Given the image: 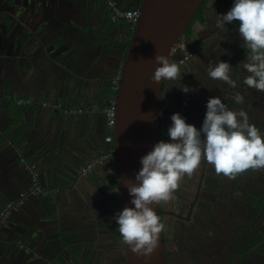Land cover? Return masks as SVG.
Masks as SVG:
<instances>
[{
    "label": "crops",
    "instance_id": "0c3cea01",
    "mask_svg": "<svg viewBox=\"0 0 264 264\" xmlns=\"http://www.w3.org/2000/svg\"><path fill=\"white\" fill-rule=\"evenodd\" d=\"M113 1L122 9L138 8L139 3ZM233 3L206 0L202 27L209 34L200 52L210 45L223 49L209 62L229 63L236 88L210 78L200 54L195 73L188 76L200 79L205 74L218 88L205 91L204 97L193 93L187 105L184 93L169 97L161 115L164 133L174 113L186 123L203 122L199 109L205 117L208 99L219 97L229 110L246 111L264 139V92L243 83L248 73L240 63L248 51L238 33L240 22L215 27L217 15L226 14ZM110 15L105 0H0V207L30 184L22 159L35 163L44 190L28 195L5 223L0 264H123L122 237L113 219L119 213L113 160L107 157L87 175L80 173L85 163L112 152V142L104 139L108 129L102 109L112 78L121 71L132 29L126 19L112 20ZM232 47L236 50L230 56ZM236 91L244 96L243 104L233 99ZM15 97L37 103L16 105ZM42 100L81 107L82 112L64 115L40 107ZM209 174L210 195L204 205L235 211V227L252 239L247 248L264 256V170L249 169L229 179L212 166Z\"/></svg>",
    "mask_w": 264,
    "mask_h": 264
},
{
    "label": "clouds",
    "instance_id": "9594fccd",
    "mask_svg": "<svg viewBox=\"0 0 264 264\" xmlns=\"http://www.w3.org/2000/svg\"><path fill=\"white\" fill-rule=\"evenodd\" d=\"M233 21L240 22L238 33L248 51L246 59L240 63L248 73L243 83L264 92V0H234L226 14L217 15L215 27L220 30ZM170 55L171 52L167 57L155 56L156 64L162 65L152 76L157 84L162 79L175 80L180 75V68L170 61ZM232 69L227 62H209L207 72L210 78L226 82L235 89L236 81L230 76ZM181 90L195 91L187 85ZM233 99L238 104L244 103L239 91ZM206 108L199 130L186 123L179 113H174L167 130L170 142L158 141L152 151L141 157L142 168L135 176L136 183L129 180L124 184L132 197L130 203L135 207H125L113 219L119 226L123 243L145 261L158 248L164 229L154 206L173 198L181 178L185 174L191 176L199 168L202 155L218 175L229 179L249 169L264 168V139L260 130L249 123L247 112L229 110L219 97H210Z\"/></svg>",
    "mask_w": 264,
    "mask_h": 264
},
{
    "label": "water",
    "instance_id": "95a60500",
    "mask_svg": "<svg viewBox=\"0 0 264 264\" xmlns=\"http://www.w3.org/2000/svg\"><path fill=\"white\" fill-rule=\"evenodd\" d=\"M204 0H139V17L128 44L120 71L117 93V119L113 131L112 156L117 180L119 212L130 203L125 183H136L142 168L140 159L153 150L160 134L163 79L152 80L157 67L156 54L170 61L174 49L182 43V34ZM159 215L166 212L154 206ZM123 242V241H122ZM123 264H167L163 232L159 246L150 259L137 257L123 243Z\"/></svg>",
    "mask_w": 264,
    "mask_h": 264
},
{
    "label": "flooded vegetation",
    "instance_id": "af4514ba",
    "mask_svg": "<svg viewBox=\"0 0 264 264\" xmlns=\"http://www.w3.org/2000/svg\"><path fill=\"white\" fill-rule=\"evenodd\" d=\"M200 7V13L193 16L181 36L182 42H184L190 50L191 56L183 63L178 62L179 52L174 53L171 58V62L179 66L180 75L175 80H164L163 82L160 123L162 109L167 106V103H169V97L177 96L179 92L184 93L182 99L184 100L185 105H187L189 103L188 97L190 95L192 96L193 93L195 95L201 93L202 97H204L205 91L211 88H218L217 81L208 78L204 79V71V75L200 79L197 78V75L192 78L189 77L191 71L195 73L193 67L195 66L196 61L200 59V54L204 65L206 66V64L209 65L210 58L214 55L220 56L224 53L223 49L218 50L217 47L214 46L211 48V45L204 51V53L200 52L202 42H206L207 35L209 34L207 32L208 29L202 27V24L205 22L203 11L206 9V0H204ZM235 50V48H231L229 51L230 56L235 54ZM245 50L247 51L246 48ZM240 54L241 53H239V56ZM242 55L245 56V51L242 52ZM208 65L206 66L207 68ZM184 85H187L190 89H195V91H189L188 93L183 92L181 88H183ZM196 86L202 89H197ZM173 100H175V97ZM160 140L170 142V137L168 134L164 133L161 126L158 141ZM209 172H212V165L208 164L202 155L199 168L195 170L191 176L185 174L181 178L178 188L173 193V198L167 202L161 201V206L166 212L160 213L158 216L160 223L164 225L162 232L165 242L167 264L204 263V261L201 262V260H204L201 254L203 252L207 253V248L210 247V242H208L206 228L201 230H197V228L201 227L200 224L205 223L199 218V216L202 214H208L209 212V205H204V201L208 203L210 195V192L206 189L208 182L211 181ZM185 181L190 183L188 188L191 189H187L185 194L182 191V193H178ZM245 226L247 227L246 223L244 227ZM241 231V229H238L235 233ZM247 247L248 246L244 247V249ZM232 256H234V254ZM239 264H244V262L239 260Z\"/></svg>",
    "mask_w": 264,
    "mask_h": 264
},
{
    "label": "built area",
    "instance_id": "2783aa9c",
    "mask_svg": "<svg viewBox=\"0 0 264 264\" xmlns=\"http://www.w3.org/2000/svg\"><path fill=\"white\" fill-rule=\"evenodd\" d=\"M106 4L110 10V17L112 20L117 19H126L130 23L131 29L135 28L136 22L139 17V9L138 8H130V9H122L120 8L115 1L113 0H105ZM179 52L178 62H185L190 56V50L184 44V42L178 44L174 49V53ZM120 73L112 78L111 86H110V94L107 97L106 103L103 106L102 112L105 118V125L108 129L107 134L104 139L107 142H112L113 139V131L116 124L117 119V93H118V84H119ZM10 97V95H7ZM14 103L16 105H33L37 103L31 97H15ZM40 107H44L50 109L52 111H59L64 115H77L82 112L81 107L74 106H66L59 101H50V100H42L39 103ZM112 152H108L106 154H102L93 160L85 163L80 168L81 175H87L94 165L101 164L105 158L110 157ZM25 166V168L29 172L30 184L28 188L24 191H20L14 198L6 201L0 207V233L2 231L3 226L9 219V217L14 213L21 209L24 205L26 197L28 195H36L44 193V190L39 182V173L36 168L35 163L26 162L24 159L21 160ZM263 169L264 168H260Z\"/></svg>",
    "mask_w": 264,
    "mask_h": 264
},
{
    "label": "rangeland",
    "instance_id": "374dc122",
    "mask_svg": "<svg viewBox=\"0 0 264 264\" xmlns=\"http://www.w3.org/2000/svg\"><path fill=\"white\" fill-rule=\"evenodd\" d=\"M202 112V109H199L197 115L204 118ZM187 123L194 125L198 130L202 128L203 124L200 119H196L195 121L189 120ZM189 184L188 181H185L178 193L182 191L185 194L187 189H191L188 188L190 186ZM220 196L224 199L227 198L222 193ZM215 206L213 205L209 209L208 214L199 216L205 223L200 224L201 227L197 228V230L206 228L208 242H210L207 253L203 252L201 254L204 258L201 262L204 261L203 264H239V260H241L244 264H264V256L261 257L259 252L256 253L249 248L244 249L247 246L246 244L252 241L251 237L247 235L248 233H242L243 230L235 233L238 230L236 228L238 222L237 213L229 209H224V207L218 208V205ZM233 254L234 256H232Z\"/></svg>",
    "mask_w": 264,
    "mask_h": 264
},
{
    "label": "trees",
    "instance_id": "16d2710c",
    "mask_svg": "<svg viewBox=\"0 0 264 264\" xmlns=\"http://www.w3.org/2000/svg\"><path fill=\"white\" fill-rule=\"evenodd\" d=\"M200 9H201V7H199V9L197 10V12H196V14H199L200 13ZM195 14V15H196ZM130 24V23H129ZM133 31H134V29H132V34H133ZM132 37V36H131ZM131 39V38H130ZM130 42V41H129ZM110 94V92L108 93V95ZM112 160H113V156L111 155V157H110ZM116 184H117V180H116V178L114 177L113 178V180H112V186L113 187H116ZM4 227V226H3ZM3 229V228H2ZM71 263L72 264H77V261H74V260H71Z\"/></svg>",
    "mask_w": 264,
    "mask_h": 264
}]
</instances>
